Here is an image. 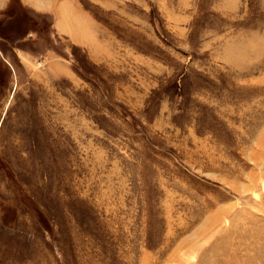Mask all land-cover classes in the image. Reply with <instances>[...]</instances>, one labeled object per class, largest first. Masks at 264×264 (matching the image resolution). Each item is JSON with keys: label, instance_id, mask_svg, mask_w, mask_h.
Here are the masks:
<instances>
[{"label": "rangeland", "instance_id": "1", "mask_svg": "<svg viewBox=\"0 0 264 264\" xmlns=\"http://www.w3.org/2000/svg\"><path fill=\"white\" fill-rule=\"evenodd\" d=\"M77 2L0 22V264H264V0Z\"/></svg>", "mask_w": 264, "mask_h": 264}, {"label": "crops", "instance_id": "2", "mask_svg": "<svg viewBox=\"0 0 264 264\" xmlns=\"http://www.w3.org/2000/svg\"><path fill=\"white\" fill-rule=\"evenodd\" d=\"M20 9L48 16L56 34L78 45H86L89 37L95 39L92 18L77 0H0V22L12 21V15Z\"/></svg>", "mask_w": 264, "mask_h": 264}]
</instances>
